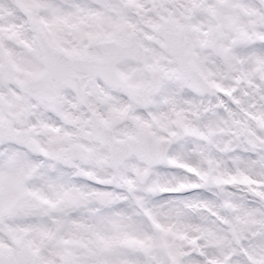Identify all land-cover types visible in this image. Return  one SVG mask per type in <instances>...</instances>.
<instances>
[{"label": "snow or ice", "instance_id": "6c2138e0", "mask_svg": "<svg viewBox=\"0 0 264 264\" xmlns=\"http://www.w3.org/2000/svg\"><path fill=\"white\" fill-rule=\"evenodd\" d=\"M0 264H264V0H0Z\"/></svg>", "mask_w": 264, "mask_h": 264}]
</instances>
